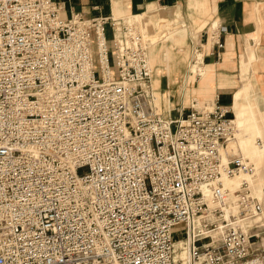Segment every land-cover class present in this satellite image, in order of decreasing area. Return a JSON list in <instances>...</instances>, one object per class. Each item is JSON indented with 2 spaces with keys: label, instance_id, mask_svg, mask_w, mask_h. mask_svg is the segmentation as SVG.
Segmentation results:
<instances>
[{
  "label": "built area",
  "instance_id": "2783aa9c",
  "mask_svg": "<svg viewBox=\"0 0 264 264\" xmlns=\"http://www.w3.org/2000/svg\"><path fill=\"white\" fill-rule=\"evenodd\" d=\"M63 11L0 0V264H264L232 108L165 116L144 22Z\"/></svg>",
  "mask_w": 264,
  "mask_h": 264
},
{
  "label": "crops",
  "instance_id": "0c3cea01",
  "mask_svg": "<svg viewBox=\"0 0 264 264\" xmlns=\"http://www.w3.org/2000/svg\"><path fill=\"white\" fill-rule=\"evenodd\" d=\"M57 1L63 3L66 15L82 12L88 16L113 13L128 17L155 11L159 6L171 9L168 26L164 30L157 28L159 34L164 31L160 37L166 36V40L150 48L153 84L165 116L179 117L188 112L194 98L202 104L216 102L232 108L234 96L244 83V63L249 75H255L258 82V96L264 98V0ZM181 16L186 21L181 25L173 24ZM217 25L226 28L221 36L222 48L210 39ZM171 34L178 36L173 38ZM197 34L203 40L200 74L193 73L190 68L194 45L199 41L195 40ZM250 46L255 49L256 56L248 50Z\"/></svg>",
  "mask_w": 264,
  "mask_h": 264
},
{
  "label": "bare ground",
  "instance_id": "6f19581e",
  "mask_svg": "<svg viewBox=\"0 0 264 264\" xmlns=\"http://www.w3.org/2000/svg\"><path fill=\"white\" fill-rule=\"evenodd\" d=\"M162 11L145 12L130 16L131 19H141L144 22V29L153 32V28L157 27L162 20H168V16L162 15ZM63 13H66L63 11ZM154 14L158 17L155 21H152ZM151 21V23H150ZM151 27L149 28V25ZM157 25V26H156ZM158 28V27H157ZM156 28V30H157ZM145 31V30H144ZM155 35V34H154ZM152 39V38H151ZM152 41V40H151ZM155 43L156 41H152ZM194 57L191 65V70L197 72L202 70L200 63L203 59L202 50L198 47L195 48ZM250 71L246 63L243 64L242 78L244 79L243 86L240 87L234 96L232 103V111L234 113V121L239 130L238 140H230L228 147L223 150V156L228 154L230 150L238 147L242 150L244 156L249 157L257 167V172L254 175L255 179L259 182L260 191H264V98L258 96L259 85L255 78V75H249ZM236 126V128H237ZM257 175V176H256ZM240 178L242 179L239 182ZM252 178L250 173H242L235 177H227L224 179L225 185L231 189L239 187L244 180ZM249 184H253L250 180H247Z\"/></svg>",
  "mask_w": 264,
  "mask_h": 264
},
{
  "label": "rangeland",
  "instance_id": "374dc122",
  "mask_svg": "<svg viewBox=\"0 0 264 264\" xmlns=\"http://www.w3.org/2000/svg\"><path fill=\"white\" fill-rule=\"evenodd\" d=\"M169 10H171V9H169ZM169 10H165V11H162L161 12V14L162 15H165V16H169L170 14V12H169ZM129 18H131L130 16H128ZM157 17H158V15L157 14H154L153 15V17H152V21H155L156 19H157ZM186 20L183 18V16H181V18H178V19H176L175 20V22L173 23V24H177V23H180V25L183 23V22H185ZM150 23H151V21H150ZM168 24H169V22H168V20H162L161 21V23L157 26V27H161L162 29L161 30H164L167 26H168ZM151 27V24L149 25V28ZM157 27H155V28H153V32H151V35L149 34V31L147 30V29H144L143 28V30H145L144 32H145V35H148L149 36V38L152 40V41H156L155 43H153V45H156L157 43H159V42H161V41H164V40H166V36H164V37H160L162 34H163V32H162V34H159L158 32H159V30L157 29L156 30V28ZM169 27H171V26H169ZM168 27V28H169ZM155 34V35H154ZM184 34H187V31H185L184 32ZM183 34V35H184ZM189 34V33H188ZM172 35V37L173 38H175L176 36H178V34H175V35H173V34H171ZM182 35V34H181ZM198 35V34H197ZM190 36V40L192 41L193 40V38H192V36L191 35H189ZM198 37H200L199 35L197 36V38L196 39H198ZM194 41V40H193ZM152 45V46H153ZM248 50L253 54V55H255L256 56V53H255V49L252 47V46H250V48H248ZM151 63H153V62H151ZM153 65V64H152ZM154 74V73H153ZM232 106V105H231ZM158 108H159V111L161 112L162 110L160 109V107H159V105H158ZM162 113V112H161ZM163 114V113H162ZM233 117H234V115H232ZM174 118H176V117H174ZM236 126H237V123H236ZM240 130H239V128H238V126H237V134H236V139H234V140H238V138H239V134H240ZM228 153H235V154H238V153H243V151L242 150H239L238 149V147H236V148H234L233 150L231 149L230 150V152H228ZM244 154V153H243ZM228 155V154H227ZM226 155V156H227ZM245 155V154H244ZM249 158V157H248ZM250 159V158H249ZM251 160V159H250ZM252 161V160H251ZM253 163H254V161H252ZM255 164V163H254ZM255 166H256V164H255ZM256 169H257V167H256ZM256 172H257V170H256ZM257 176V175H256ZM242 179H246V178H240L239 179V182L242 180ZM247 180H250L253 184H252V188H253V190L258 194V196H264V191H260V187H259V182L255 179V176L254 175H252V178H247Z\"/></svg>",
  "mask_w": 264,
  "mask_h": 264
}]
</instances>
